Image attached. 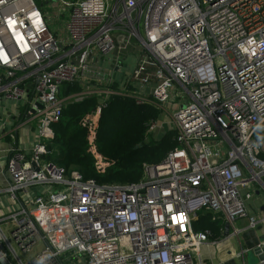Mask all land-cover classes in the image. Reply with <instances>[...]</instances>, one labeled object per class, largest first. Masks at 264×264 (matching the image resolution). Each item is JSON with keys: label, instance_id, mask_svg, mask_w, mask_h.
Listing matches in <instances>:
<instances>
[{"label": "built area", "instance_id": "2783aa9c", "mask_svg": "<svg viewBox=\"0 0 264 264\" xmlns=\"http://www.w3.org/2000/svg\"><path fill=\"white\" fill-rule=\"evenodd\" d=\"M61 6L64 37L36 0H0V139L10 142L0 197L11 203L0 210V264H204L202 247L220 242L195 231L205 213L229 226L222 240L264 225L245 206L251 184L264 182V0ZM65 85L79 91L66 94ZM177 91L178 145L144 164L141 181L102 185L50 162L54 126L69 104L98 98L81 125L103 175L113 163L97 146L102 110L124 97L162 113ZM146 126L149 142L162 126L159 118ZM24 130L35 135L31 149ZM39 245L32 260L18 255ZM254 249L235 258L247 264Z\"/></svg>", "mask_w": 264, "mask_h": 264}, {"label": "trees", "instance_id": "16d2710c", "mask_svg": "<svg viewBox=\"0 0 264 264\" xmlns=\"http://www.w3.org/2000/svg\"><path fill=\"white\" fill-rule=\"evenodd\" d=\"M66 94L79 88L64 86ZM98 104L97 97L71 103L54 126L55 149L50 162L68 172L78 170L84 179L98 184L137 183L143 177L144 164H159L177 147L176 133L168 132L162 139L145 142L147 123L158 119L161 112L152 106H139L129 98L115 97L102 110L98 128L97 146L102 155L113 163L105 174L95 170L94 158L88 153L87 130L81 122ZM197 232H208L212 241H221L225 224L205 213L193 223Z\"/></svg>", "mask_w": 264, "mask_h": 264}, {"label": "rangeland", "instance_id": "374dc122", "mask_svg": "<svg viewBox=\"0 0 264 264\" xmlns=\"http://www.w3.org/2000/svg\"><path fill=\"white\" fill-rule=\"evenodd\" d=\"M38 2V4L43 8L44 12L48 13V17H49V22L50 24H52V31L55 32L59 37H64L65 35V28L62 26L61 23H59L56 18H55V14H67V12H65L63 8V6H61V0H58L56 3H59L58 6H55V0H36ZM56 10V11H55ZM60 18H62L61 16H59ZM127 66H129V62L127 64H125L123 66V70H121L120 72V78L123 79L124 77V72L126 71ZM119 76V75H118ZM175 87L177 88V85H175ZM181 94L180 91H177L175 93H173V98L171 99L172 102L168 105V107L166 108V111H163L160 116H159V124L162 126L161 129L157 130V132L153 135L154 139H162L168 132L170 131H174V123L172 120V116L173 113L178 109V107L181 105L180 101H181ZM9 108L8 110L12 109L15 106L14 102H10L8 104ZM1 112L3 114V117L6 116L7 110L1 108ZM26 132H28L27 130H24L20 133V139L23 138L24 143L28 145V147L31 149L35 146V135L31 134V132H29V135L26 137ZM42 165L44 164V161L41 163ZM70 172L72 173H78V170H71ZM80 173V172H79ZM245 190L242 189L241 190V194L243 196H245ZM10 201H4L3 199H1L0 197V210L1 208H6L7 211V207L10 205ZM245 206H246V210L247 213L250 216L253 215H259L261 212V209L264 206V199L263 198H259L255 192L252 195V198L249 200L245 201ZM2 213V211H1ZM232 240V241H231ZM231 245H234L236 249H238L237 246V242L236 239L231 238L228 241H226L225 243H219L218 246L219 247H215L214 250H212L209 254H206L205 252L202 253V259L204 261V264H242V261L240 259L237 258H232V256L229 255L230 252V248H232ZM225 247L227 249L230 250H225ZM42 245L39 246H35L33 248V250L29 253H23L21 251V249L18 248V255L25 260H32L34 258V256L41 250ZM247 264H257L258 263V259L254 256H252L250 259L246 260Z\"/></svg>", "mask_w": 264, "mask_h": 264}, {"label": "crops", "instance_id": "0c3cea01", "mask_svg": "<svg viewBox=\"0 0 264 264\" xmlns=\"http://www.w3.org/2000/svg\"><path fill=\"white\" fill-rule=\"evenodd\" d=\"M58 5H59V3H55V6H58ZM57 15H59V14L57 13V14L54 15L56 19H57ZM46 16H47L48 25L51 28L52 24H50V22H49L48 13H46ZM118 74L119 73H117L116 76ZM9 145H10V142H9L8 139H0V163H3L5 161V159H6V151L9 148ZM8 184H9V178L6 176V174L4 173V169L0 165V188H6L8 186ZM251 185L252 186H251L250 189H253L255 194L259 198H263L264 199V182H262L260 184H251ZM253 216L256 217V218L264 219V206L261 209V212H260L259 215H253ZM236 225H237L238 228H244V226L247 225V221L246 220H239L236 223ZM261 239H264V225H262L261 227H259L256 230H248V231L242 233L240 235V238L236 239L238 249H236L234 245H231L232 246V248H230L231 250L227 249L226 247H225V250L226 251L230 250L229 255L230 256L233 255L232 258L235 259L236 254L241 252L242 249H254V248H257L260 245V243H261ZM228 240H222L219 243H221V242L225 243ZM218 244L215 245V246L207 245V246L202 247L201 256H202L203 252H205L206 254H209L212 250H214L215 247H219Z\"/></svg>", "mask_w": 264, "mask_h": 264}, {"label": "water", "instance_id": "95a60500", "mask_svg": "<svg viewBox=\"0 0 264 264\" xmlns=\"http://www.w3.org/2000/svg\"><path fill=\"white\" fill-rule=\"evenodd\" d=\"M225 230H226L225 234L227 235L229 232V226H226ZM262 241H264V239H261V242ZM252 256L256 257L260 261L264 260V250L257 247L254 250L248 252L246 259H250Z\"/></svg>", "mask_w": 264, "mask_h": 264}]
</instances>
